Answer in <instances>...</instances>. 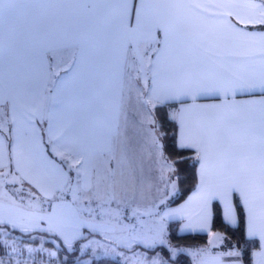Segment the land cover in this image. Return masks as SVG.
<instances>
[{
    "label": "snow or ice",
    "instance_id": "obj_1",
    "mask_svg": "<svg viewBox=\"0 0 264 264\" xmlns=\"http://www.w3.org/2000/svg\"><path fill=\"white\" fill-rule=\"evenodd\" d=\"M184 254L264 264V0H0V264Z\"/></svg>",
    "mask_w": 264,
    "mask_h": 264
},
{
    "label": "trees",
    "instance_id": "obj_2",
    "mask_svg": "<svg viewBox=\"0 0 264 264\" xmlns=\"http://www.w3.org/2000/svg\"><path fill=\"white\" fill-rule=\"evenodd\" d=\"M213 230L214 231H224L225 225L223 224L222 220L219 217L214 219L213 222ZM207 236L203 233L201 234H187L184 235L182 239L178 242L184 246L196 245V244H204L207 241ZM177 242V241H174ZM180 260L183 261V264H193V259L187 254L181 255ZM118 259H112L108 262V264H117ZM118 264H123V261L120 259L118 260Z\"/></svg>",
    "mask_w": 264,
    "mask_h": 264
},
{
    "label": "rangeland",
    "instance_id": "obj_3",
    "mask_svg": "<svg viewBox=\"0 0 264 264\" xmlns=\"http://www.w3.org/2000/svg\"><path fill=\"white\" fill-rule=\"evenodd\" d=\"M114 259H118V258H114ZM193 259V258H192ZM121 261H123L122 259H120ZM193 264H195V261L193 260Z\"/></svg>",
    "mask_w": 264,
    "mask_h": 264
}]
</instances>
